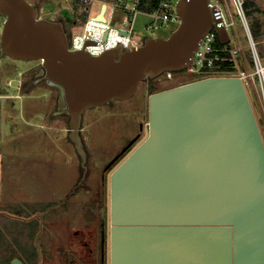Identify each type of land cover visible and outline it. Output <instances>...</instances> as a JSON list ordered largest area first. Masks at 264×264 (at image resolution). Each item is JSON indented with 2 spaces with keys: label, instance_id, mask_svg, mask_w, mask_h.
Returning a JSON list of instances; mask_svg holds the SVG:
<instances>
[{
  "label": "water",
  "instance_id": "water-1",
  "mask_svg": "<svg viewBox=\"0 0 264 264\" xmlns=\"http://www.w3.org/2000/svg\"><path fill=\"white\" fill-rule=\"evenodd\" d=\"M213 8L216 21L209 0H179L180 23L168 37L92 55L71 49L64 23L30 1L0 0V56L41 61L38 75L58 90L55 113L70 118L85 176L84 113L194 66L211 28L227 44ZM105 9L96 18L105 20ZM108 220L109 264H150L162 248L192 250L196 264H264V139L240 77L208 76L150 94L145 136L109 172Z\"/></svg>",
  "mask_w": 264,
  "mask_h": 264
},
{
  "label": "rangeland",
  "instance_id": "rangeland-1",
  "mask_svg": "<svg viewBox=\"0 0 264 264\" xmlns=\"http://www.w3.org/2000/svg\"><path fill=\"white\" fill-rule=\"evenodd\" d=\"M28 1L39 8L41 16L62 21L65 28L66 17L73 15V0ZM211 1L218 2L227 20L233 22L228 45L242 49L239 69H253L248 33L233 1ZM93 3L90 12L95 15ZM256 6L260 11L254 15ZM111 9L109 5L110 18ZM244 9L264 65V0H255V5L245 4ZM255 16L263 27H256V34ZM4 20L0 15L1 28ZM149 22L148 16H137L135 34L139 40L151 34L146 29ZM81 25L70 26L68 34L79 32ZM177 26L171 24L153 34L168 37ZM40 68L39 60L19 61L0 56V264H10L14 256H30L47 244L48 235L43 236L39 227L37 212L41 209L46 210L44 216H65L70 224L96 220L102 195L105 196L104 168L131 138L139 134L140 141L145 136L150 94L194 81L197 75L189 69L163 73L141 82L128 99L87 110L80 133L88 154V171L84 185L73 192L83 172L81 157L69 139V116L55 113L58 90L36 76ZM255 78L257 88L253 86L247 91L264 139V94L258 77ZM28 79H32L33 85L26 84Z\"/></svg>",
  "mask_w": 264,
  "mask_h": 264
},
{
  "label": "built area",
  "instance_id": "built-area-1",
  "mask_svg": "<svg viewBox=\"0 0 264 264\" xmlns=\"http://www.w3.org/2000/svg\"><path fill=\"white\" fill-rule=\"evenodd\" d=\"M93 1H95L97 13L92 15L91 12H89L87 20L81 25V30L69 35V45L73 50H86L92 55H100L106 50L119 46L123 49L136 48L142 45L147 37L157 36L153 34L155 31L169 27L171 24L180 23V17L176 9L179 0H149L146 1V6L144 8L142 7L143 0H92L91 5L94 4ZM232 1L248 33L253 69H239L238 62L241 58L242 49L228 45L231 42V36L227 44H222L224 47H216L215 42L217 39L219 40V38L216 30L211 28L203 38L198 50L195 52V65L191 66L189 70L197 72L203 67H212L219 61H234L237 70L231 75L240 77L246 89L252 88L253 86L257 88L255 82V77L257 76L264 94V65L260 59L257 50V42L253 38L246 17L244 9L245 0ZM103 4H106L104 12L105 20L96 18ZM109 5L112 6L111 11L113 17L111 18L107 16ZM209 6L212 9V15L215 21L217 19L213 7L216 6V9L220 12L224 26L229 32V27L233 25V22L227 20L223 8L219 6L218 2H212L211 0H209ZM139 14L150 18V22L146 24V29L151 34L144 35L141 40H139L135 34V22ZM1 29L0 27V34ZM8 85H11V81L8 82ZM20 87L21 84L18 86V90Z\"/></svg>",
  "mask_w": 264,
  "mask_h": 264
},
{
  "label": "flooded vegetation",
  "instance_id": "flooded-vegetation-1",
  "mask_svg": "<svg viewBox=\"0 0 264 264\" xmlns=\"http://www.w3.org/2000/svg\"><path fill=\"white\" fill-rule=\"evenodd\" d=\"M36 76L44 79L43 76L38 74ZM135 138L133 144L122 152ZM139 139V134L131 138L105 166L103 171L105 196L102 195V205L100 211L96 214V220L70 224L65 216H44L46 210L41 209L37 212L41 220L39 227L42 229L41 234L43 236L44 234L48 235L47 244L39 246V251L30 256L27 255L25 258L14 256L11 261L17 257L24 264H109L108 175L139 142ZM86 175L87 172L85 176L82 172L79 182L73 188V192L79 186L84 185ZM34 224L37 225V223Z\"/></svg>",
  "mask_w": 264,
  "mask_h": 264
},
{
  "label": "trees",
  "instance_id": "trees-1",
  "mask_svg": "<svg viewBox=\"0 0 264 264\" xmlns=\"http://www.w3.org/2000/svg\"><path fill=\"white\" fill-rule=\"evenodd\" d=\"M146 1H149V0H143V4H142L143 8L146 6V4H145ZM150 1H154V0H150ZM249 3L251 5H255V0H246L245 1L246 6H248ZM91 4H92V0H73V15H72V17H66V22L68 25V26L66 25V30H68V28L72 25H80V24H83L87 20V18L89 16ZM259 11H260V8L258 6H256L254 9V15ZM253 26H254L253 29L255 30V34L257 32L256 27H258L259 29L263 28L260 19H258L256 16H255ZM215 46L216 47H224L219 42L218 39L215 42ZM250 58L252 59L251 54H250ZM236 70H237V67L235 66L234 61H232V62H230V61H219V62L215 63V65L212 67H203L201 70L195 72V73H197L196 80L201 79V78H205L208 76L231 75V74L235 73ZM29 82L31 85H33L32 79H28L26 84H29ZM22 90H24V89H22Z\"/></svg>",
  "mask_w": 264,
  "mask_h": 264
},
{
  "label": "crops",
  "instance_id": "crops-1",
  "mask_svg": "<svg viewBox=\"0 0 264 264\" xmlns=\"http://www.w3.org/2000/svg\"><path fill=\"white\" fill-rule=\"evenodd\" d=\"M156 258L150 259V264L156 260L157 264H196V254L193 251L177 248H165L155 251Z\"/></svg>",
  "mask_w": 264,
  "mask_h": 264
}]
</instances>
